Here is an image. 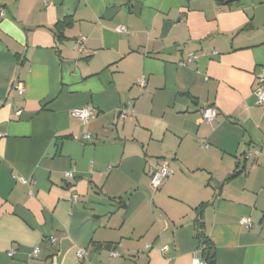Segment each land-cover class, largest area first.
Here are the masks:
<instances>
[{
	"label": "crops",
	"instance_id": "1",
	"mask_svg": "<svg viewBox=\"0 0 264 264\" xmlns=\"http://www.w3.org/2000/svg\"><path fill=\"white\" fill-rule=\"evenodd\" d=\"M261 5L0 0V264H264Z\"/></svg>",
	"mask_w": 264,
	"mask_h": 264
},
{
	"label": "built area",
	"instance_id": "2",
	"mask_svg": "<svg viewBox=\"0 0 264 264\" xmlns=\"http://www.w3.org/2000/svg\"><path fill=\"white\" fill-rule=\"evenodd\" d=\"M124 31L123 27L117 28V32L121 33ZM85 40L83 38H80L79 41L74 45V49L78 52L83 51V42ZM194 60L193 56H188L186 63H190ZM141 86L144 85V81H141ZM13 89L19 94H23L24 89L18 84L17 82L13 85ZM253 96L255 98V105L259 107H264V73H260L256 78V87L253 91ZM72 115L80 121L82 124H87L92 116H93V110L91 108H81V109H74L72 111ZM201 120L205 124H211L213 121L217 118V110L213 107H204L200 110ZM126 116L125 112L120 113V119H124ZM86 139H89L88 135H85ZM259 152L255 151L253 155L258 156ZM252 154L247 153L244 157L245 159H248ZM65 178H73L74 172H66ZM172 175V172L169 170L167 164L165 162H159L158 166L156 168H153L150 170V187L153 190H157L161 183L169 178ZM240 224L247 226L248 228L251 226V222L249 219L244 218L240 221ZM38 249H34L31 256L35 258L38 254ZM163 252L167 251V248H162ZM14 252H9L8 256L12 257ZM201 254V253H200ZM78 257L82 259L85 256V250L80 249L78 251ZM191 264H208V261L205 260L201 255L196 256Z\"/></svg>",
	"mask_w": 264,
	"mask_h": 264
},
{
	"label": "trees",
	"instance_id": "3",
	"mask_svg": "<svg viewBox=\"0 0 264 264\" xmlns=\"http://www.w3.org/2000/svg\"><path fill=\"white\" fill-rule=\"evenodd\" d=\"M71 24V21L69 19H64L62 21H59L55 27L54 31L57 35V37H60V30L64 29L65 27L69 26ZM238 173H235L234 175L231 176L233 178L236 176ZM195 225H196V233L195 236L199 240L201 248L202 255H204V259L209 261L211 259V252H212V245L210 243V240L208 237L203 233V222H202V211L199 210L197 218L195 220Z\"/></svg>",
	"mask_w": 264,
	"mask_h": 264
},
{
	"label": "water",
	"instance_id": "4",
	"mask_svg": "<svg viewBox=\"0 0 264 264\" xmlns=\"http://www.w3.org/2000/svg\"><path fill=\"white\" fill-rule=\"evenodd\" d=\"M255 14H256V16H258V14H263L264 15V5H261L258 8H256ZM261 26H264V23ZM254 27H255V25H254ZM212 255L213 254L211 253V259L208 261V264H215L214 260L212 259Z\"/></svg>",
	"mask_w": 264,
	"mask_h": 264
}]
</instances>
